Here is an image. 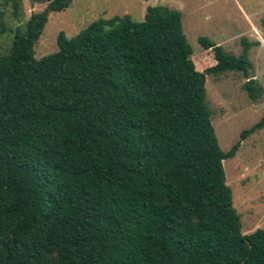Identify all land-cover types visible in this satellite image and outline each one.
Masks as SVG:
<instances>
[{
	"label": "trees",
	"instance_id": "1",
	"mask_svg": "<svg viewBox=\"0 0 264 264\" xmlns=\"http://www.w3.org/2000/svg\"><path fill=\"white\" fill-rule=\"evenodd\" d=\"M20 19L22 0H10ZM49 0L0 57V264H264V230L244 235L206 102V76L242 73L248 55L206 38L198 72L182 14L100 20L37 60ZM7 28H3V34Z\"/></svg>",
	"mask_w": 264,
	"mask_h": 264
},
{
	"label": "rangeland",
	"instance_id": "2",
	"mask_svg": "<svg viewBox=\"0 0 264 264\" xmlns=\"http://www.w3.org/2000/svg\"><path fill=\"white\" fill-rule=\"evenodd\" d=\"M48 4L49 0H22L21 16L16 20L10 0H0V57L12 47L15 36L10 31L21 29L22 34L26 33L30 17L42 13ZM157 6L182 14L184 33L200 73L216 64L214 54L204 50L200 38L235 57L242 55V40L264 42V0H73L68 10L50 14L35 48V58L56 54L61 36L72 40L93 23L115 17L129 16L142 23L147 9ZM3 28H7L4 34ZM247 60L252 66L249 80H256L261 94L256 100L245 91L248 80L242 73L206 76L205 102L224 153L240 141L242 132L253 128L264 116V44L252 47ZM224 169L234 206L241 215L243 234L264 230V129L243 141L237 156L224 162Z\"/></svg>",
	"mask_w": 264,
	"mask_h": 264
},
{
	"label": "crops",
	"instance_id": "3",
	"mask_svg": "<svg viewBox=\"0 0 264 264\" xmlns=\"http://www.w3.org/2000/svg\"><path fill=\"white\" fill-rule=\"evenodd\" d=\"M256 31H257V30H256ZM263 36H264V35H263ZM259 37L262 38V35H260ZM261 38H260V39H261ZM262 39H264V37H263ZM261 41H262V40H258V39H256V41H255V43L258 42V43L260 44V46H259L260 48H261V47L263 46V44H264V42H261Z\"/></svg>",
	"mask_w": 264,
	"mask_h": 264
}]
</instances>
